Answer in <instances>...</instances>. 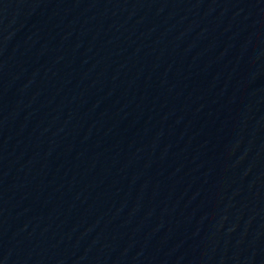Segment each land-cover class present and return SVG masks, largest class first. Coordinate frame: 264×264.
<instances>
[{
    "label": "water",
    "instance_id": "water-1",
    "mask_svg": "<svg viewBox=\"0 0 264 264\" xmlns=\"http://www.w3.org/2000/svg\"><path fill=\"white\" fill-rule=\"evenodd\" d=\"M0 264H264V0H0Z\"/></svg>",
    "mask_w": 264,
    "mask_h": 264
}]
</instances>
